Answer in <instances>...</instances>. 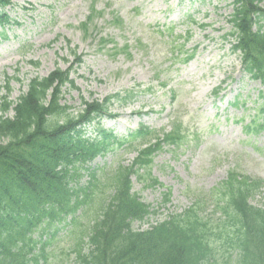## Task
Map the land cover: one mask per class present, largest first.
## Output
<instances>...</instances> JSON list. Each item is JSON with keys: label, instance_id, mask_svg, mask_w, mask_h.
I'll return each instance as SVG.
<instances>
[{"label": "rangeland", "instance_id": "374dc122", "mask_svg": "<svg viewBox=\"0 0 264 264\" xmlns=\"http://www.w3.org/2000/svg\"><path fill=\"white\" fill-rule=\"evenodd\" d=\"M12 2L14 6H7L4 12L17 24L5 29L7 39L0 37V97L6 78L19 80L11 82L10 99L14 101L26 91L31 78L45 77L55 67L69 68L73 62L70 50L74 49L83 64L70 76L77 89L69 94V89H63L68 105H77L81 97L101 100L138 84L141 89L151 84L155 86L152 94H142L128 105L114 101L110 111L119 118L105 120L103 125L121 135L126 128L133 130L140 124L152 129L166 127L173 109L182 116L188 127V148L161 151L151 172L171 190L169 203L161 209L164 215L190 204L188 189L208 190L233 167L264 179V139L242 131L261 103L257 94L264 93V83L243 74L237 55L223 39L230 30L232 0ZM187 16L195 24L183 23ZM117 18L121 22L116 24ZM167 27H174V35L189 33L183 50L197 47L189 63L173 64L170 51L184 40L171 39L163 31ZM22 45L26 47L21 49ZM34 62L37 67L31 64ZM162 81L167 86L159 89ZM220 85L224 91L214 98L212 92ZM223 94L225 98L220 100ZM235 94L238 105L230 106ZM134 157L115 148L103 162L106 168L113 167L121 158L127 165ZM132 182L141 200L155 206L166 190H143L141 183L134 178ZM63 236L61 232L54 248L46 249L51 255L56 256L69 242Z\"/></svg>", "mask_w": 264, "mask_h": 264}, {"label": "trees", "instance_id": "16d2710c", "mask_svg": "<svg viewBox=\"0 0 264 264\" xmlns=\"http://www.w3.org/2000/svg\"><path fill=\"white\" fill-rule=\"evenodd\" d=\"M260 3L233 0L228 20L233 49L239 52L244 71L257 80L264 79ZM7 6H12L11 0H0L2 37L11 23L3 12ZM71 53L79 66L81 58ZM70 70L55 69L45 78L31 79L15 104L9 100L7 80L0 100V264H38L43 257L34 252L43 255L47 244L39 249L40 238L35 239L34 232L43 225L45 232L68 216L71 235L77 232L78 240L70 252L72 264H206L209 258L222 264H264V210L248 203L260 184L253 189L228 184L208 202L213 204L212 218L191 209L149 230H134L133 224L146 222L149 215L148 208L130 194L128 177L135 171L118 167L98 176L89 164L105 151L110 134L97 128L98 140L83 135L84 127L106 115L120 95L101 102L82 98L78 108L61 104L62 88L75 89ZM123 95L132 99L134 91ZM262 113L264 121V109ZM252 128L264 131V122L253 120ZM175 131L167 143L179 138ZM151 139L156 143L139 152L133 163L136 173L147 170L161 149L158 135ZM82 169L89 171L85 185H80ZM79 209L80 219L75 217Z\"/></svg>", "mask_w": 264, "mask_h": 264}]
</instances>
